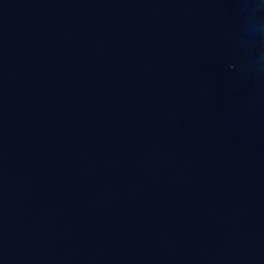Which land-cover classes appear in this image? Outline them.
Instances as JSON below:
<instances>
[{"label":"water","instance_id":"water-1","mask_svg":"<svg viewBox=\"0 0 264 264\" xmlns=\"http://www.w3.org/2000/svg\"><path fill=\"white\" fill-rule=\"evenodd\" d=\"M0 264H264V0H0Z\"/></svg>","mask_w":264,"mask_h":264}]
</instances>
